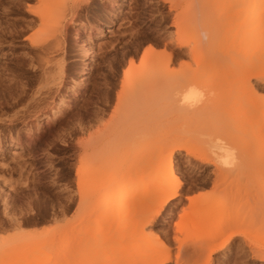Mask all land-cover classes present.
Instances as JSON below:
<instances>
[{
	"label": "rangeland",
	"instance_id": "374dc122",
	"mask_svg": "<svg viewBox=\"0 0 264 264\" xmlns=\"http://www.w3.org/2000/svg\"><path fill=\"white\" fill-rule=\"evenodd\" d=\"M260 51L264 0H0V264H145L161 240L164 264H186L231 230L244 234L211 264H264L251 252L264 251V56H248ZM187 69L207 88L195 107L153 80ZM216 142L248 166L221 171ZM169 178L180 194L160 206ZM224 182L240 212L207 243L190 197Z\"/></svg>",
	"mask_w": 264,
	"mask_h": 264
},
{
	"label": "bare ground",
	"instance_id": "6f19581e",
	"mask_svg": "<svg viewBox=\"0 0 264 264\" xmlns=\"http://www.w3.org/2000/svg\"><path fill=\"white\" fill-rule=\"evenodd\" d=\"M194 20V21H193ZM188 20V19H180L177 23L179 25L185 26L186 24H197V20ZM208 32L204 28H202V37L208 38ZM180 37V36H179ZM30 42L33 46H40L39 39H30ZM151 50H153L152 47H150ZM198 49V44L194 43L191 46V50L193 52H196ZM250 58H256L261 59L264 56V52H257V53H250L248 55ZM196 63L198 65L201 64V61L203 59V54L198 53L195 56ZM197 69H187L182 71H175V70H167V77L168 79H153L156 84H159L163 87H168L171 89L173 88L174 91L177 93V100L181 105H185L187 107H195L200 105L205 98V94L207 92L206 86L198 82L194 75L196 74ZM176 77L177 80L175 83L169 84L168 81L171 80V78ZM256 77L258 79H261L264 77L263 74H257ZM84 78V77H83ZM245 82L249 81V78H243L242 79ZM181 147H185L190 152L194 154H198L202 156V158L207 159V152L202 149H193L190 148L187 143L180 144ZM211 150L215 153V157L212 161V163L219 168L221 171H223L227 167H234L238 168L240 165L245 166L246 168L250 162L249 157L245 155L244 153H241L234 149L233 146L225 143H213L211 144ZM172 157V151H170L166 157V159L163 161L162 170H165L168 175H171L173 173V164L170 163L166 166V163L168 160H171ZM83 169H78L77 173H82ZM180 186L181 182L175 178H169L167 182H165L160 190V206H163V204L171 199L177 198L180 194ZM190 202L193 205H196L198 207V213L201 216V218L210 220L207 222V226L213 229L211 234L207 237L205 240L207 243L211 241V239H214L215 237H218L219 235L223 234L225 230L228 228H231L235 221H233L231 218L234 217V215L239 214L240 209L236 210L235 212L231 209L237 205L239 202V197L237 190L228 183H223V188L220 192L216 193L215 196L198 193L194 196L190 197ZM86 212L85 208L82 209V214ZM205 225V224H204ZM244 234L241 230H231L229 234L222 239L220 242L214 243L209 245L207 248L206 245L203 243H200L199 245H195L193 249L189 252L188 258L186 259V264H211L213 261V255L219 250L224 249L227 247L232 239L236 235ZM166 244L161 240L158 241L157 246L152 248V251L148 253L147 258L145 259V264H164L171 260V253L170 251L166 249ZM207 250V255L205 260L202 263H199L200 255L204 253ZM252 256L259 258L261 261H264V251L260 252L257 250H251ZM178 264V261H176ZM232 262V263H231ZM244 261L239 258H232L228 257L226 258L224 264H243Z\"/></svg>",
	"mask_w": 264,
	"mask_h": 264
}]
</instances>
